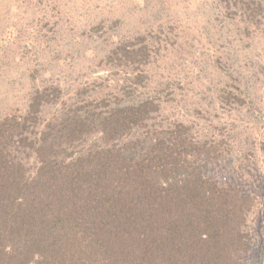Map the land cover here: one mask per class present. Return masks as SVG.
Segmentation results:
<instances>
[{"label":"trees","instance_id":"trees-1","mask_svg":"<svg viewBox=\"0 0 264 264\" xmlns=\"http://www.w3.org/2000/svg\"><path fill=\"white\" fill-rule=\"evenodd\" d=\"M258 1L246 2L252 19L264 18V0ZM162 2L143 0V5L161 15L165 23H159L157 31L165 43L174 44L178 31L185 32V21ZM142 7L134 11L145 14ZM213 28L205 25L203 32H196L187 27L191 33L183 35L189 34L188 44L178 46L177 64L169 63L183 74L170 79V70L164 74L167 66L156 58L157 48L150 51L146 42L135 47L109 38L100 45L96 38L94 48L102 52L98 55L114 69L113 76L123 77L117 92L106 91L102 81L101 91L86 80L74 95L54 82L34 83L55 54L39 71L38 62L27 68L32 83L23 111L0 117V264H86L84 249L92 251L96 264H132L133 258L107 263V256L100 257L113 242H121L122 252H142L140 264H264V221L256 223L257 211L256 222L248 220L253 200L239 188L211 178L204 167L212 146L225 145L232 129L206 116L211 127L200 131L201 125L190 119L201 112L195 106L191 113L189 103L202 105L193 99V88L205 84L201 100L206 106L221 97L224 104L249 97L264 114L263 100L255 96L264 89V79L257 86L255 76L247 84L239 78L238 55L226 44H214L225 31ZM37 32L29 34L27 52H34L33 44L42 51L49 47L46 43L55 39L58 29L52 38ZM77 36L69 43L78 44V51L86 42L75 41ZM197 45L213 46L222 57L204 62L201 55L208 48ZM0 51L6 52L1 46ZM251 57L263 58L252 73L263 72L264 57L251 53L244 60L251 63ZM195 61L194 75L189 67ZM158 65L161 73L154 70ZM20 77L26 79L25 74ZM38 106H46L44 114ZM259 118H253L257 126ZM37 124L41 127L35 131ZM216 131L223 136L215 139ZM259 145L264 152V137ZM133 238L139 241L129 244ZM66 239L80 255L57 253Z\"/></svg>","mask_w":264,"mask_h":264},{"label":"rangeland","instance_id":"rangeland-1","mask_svg":"<svg viewBox=\"0 0 264 264\" xmlns=\"http://www.w3.org/2000/svg\"><path fill=\"white\" fill-rule=\"evenodd\" d=\"M45 1L0 0V46L6 51H0V117L6 114H18L23 111V107L28 100L27 88L32 83L27 76V68H32L38 62L40 64L37 65L39 71L42 63L54 54L55 57L49 60L48 68L44 67L42 77L35 75L34 83L38 82L41 85L42 82H54L68 95H74V92L77 93L78 90L84 87L82 83L86 80L91 81V84L99 85L91 87L101 91L99 81H102L106 91L117 92V87L122 83L123 77L116 78L113 76L114 69L106 65L103 58L98 55L102 52L98 53L97 49L94 48L93 42L96 38L100 45L105 38H109L110 42L122 40L126 45L132 42L135 47H139L146 42V46L150 51L157 48L159 52L156 58L160 60V65L167 66L164 74H167V69L170 70V79L178 78L177 75L183 74V70L179 71V66L175 68V65L169 66V63L176 61L175 64H177L179 60L177 56L178 46L188 44L189 34L183 35L184 33H191L187 30V27L192 26V31L197 32V29L198 31L200 29L203 32L205 25L206 27L212 25L214 31H225L222 40L226 39L225 42H227L218 40L214 44H226L228 49L229 47L234 48L238 55L239 78H242L247 84V79L251 80L255 76V79H259L257 86L264 79V71L252 73L260 68L254 65L255 62H261L263 58L256 60L251 57V63L244 60V56L251 55V53L252 55L257 53L259 57H264V23H260L264 22V18L252 19L247 15V12L251 11L246 6L247 0H163V4L166 2L173 8L172 10L176 16L185 21V32L178 31L176 37H173L175 38V41L172 42L174 44L165 43V40L161 39L157 30L159 23L164 24L165 21L161 19V15L151 13L152 10L143 5V0H49L46 6L44 5ZM135 6H143L145 14L136 13L134 11ZM102 22L104 25H102ZM224 24L226 25L224 26ZM57 29L58 32L55 33ZM37 31L46 33V36L48 35L50 38L55 33V39L46 43L49 47L44 48L43 46V51L41 50L42 47L40 49L37 44H33L32 49L34 52H27V48H31H26L25 45L30 40L29 34H38ZM22 32H25V35ZM79 32L80 34L77 36ZM73 36H77L75 41L77 39L82 42L85 41L86 45L81 46V49L77 51L78 44L75 43V46H71L72 42L69 43ZM213 36H216V33ZM90 37L93 40H88ZM196 47L198 49L208 48L199 47V45ZM212 47L205 50L201 55L202 61L213 63L216 56L222 57V53L213 48L214 51ZM66 48L71 51L65 52ZM59 51L60 54L57 55ZM35 57L38 59L34 60ZM254 58H257V55ZM196 63L197 61L191 62V67H189L194 75L197 67L194 69L193 64ZM243 64L245 67H243ZM160 65L154 69L157 73H161ZM22 74L26 75V79L20 77ZM220 74L223 76V73ZM43 79H46V81H43ZM225 80H227L226 76H223V81ZM185 81H187V78ZM152 86L155 89L158 88L154 84ZM206 86L207 84L193 88V99L195 102L202 103V105L189 103L190 109L197 106L201 112L198 114L193 113L194 110L191 109L190 112L193 113L190 116L191 122H197V126L201 125L200 131H204L205 128L208 130L209 125H207L206 117L208 116L216 124L231 128L234 133L229 129L231 135L229 134V137L226 138L225 145L215 143L217 149L213 147L214 145L212 146L209 151L211 158L204 162V167L211 178L227 182L248 193L251 200H253L251 212L248 216L249 223L256 222L257 215L259 217L256 223L263 222L264 152L259 142L264 137V114H260L258 109H255L249 97L245 98L242 103L232 104L228 100L226 104L222 103L221 100L225 97H221L220 100L215 99L210 105L206 106V101L201 100L202 94L207 90L204 89L207 88ZM259 90L256 91L255 96L257 99L261 97L263 108L264 89ZM63 97L65 98V96ZM38 108L44 114L46 106H38ZM181 110L188 112L183 107L180 108ZM171 111L172 109H169L164 112L169 113ZM51 113L52 109L47 113V117ZM215 114L218 115L219 120L215 117ZM256 116L260 117L257 121L255 119L256 122H259V126L253 123V118ZM38 124L34 126L35 131H38L41 127ZM200 131L198 130V132ZM224 132H228V130ZM201 133L203 132H200L199 135ZM218 135L219 138L223 136L222 133L216 131L214 138H218L216 137ZM223 139L225 140V138ZM217 152L218 155L216 156ZM213 154H215V157ZM256 211L257 215L255 214ZM138 241L137 238H133L131 241L128 240V243L134 244ZM114 243L108 244V253L100 254L101 258L107 256L106 262H111L113 258L117 260L133 258L132 264H135V262H138L137 264L141 263L143 259L142 252L139 253L136 250L122 252L123 245L121 242L116 245ZM63 246L57 252L60 255L65 257L70 254H74V257L80 255L78 247L68 239L63 241ZM53 252L56 253L54 250ZM82 257L88 262L86 264H96L91 250L84 249Z\"/></svg>","mask_w":264,"mask_h":264}]
</instances>
